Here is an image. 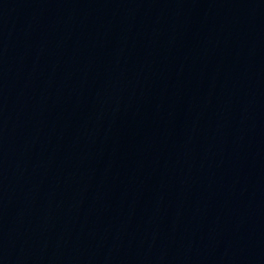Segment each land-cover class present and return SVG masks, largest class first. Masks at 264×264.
Segmentation results:
<instances>
[{"label":"water","instance_id":"95a60500","mask_svg":"<svg viewBox=\"0 0 264 264\" xmlns=\"http://www.w3.org/2000/svg\"><path fill=\"white\" fill-rule=\"evenodd\" d=\"M0 264H264V0H0Z\"/></svg>","mask_w":264,"mask_h":264}]
</instances>
